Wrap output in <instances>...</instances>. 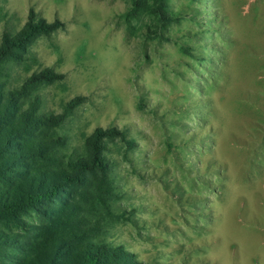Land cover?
Segmentation results:
<instances>
[{"label":"rangeland","instance_id":"1","mask_svg":"<svg viewBox=\"0 0 264 264\" xmlns=\"http://www.w3.org/2000/svg\"><path fill=\"white\" fill-rule=\"evenodd\" d=\"M130 3L0 0V36L56 22L10 64V85L47 67L60 78L41 111L85 97L57 130L67 152L96 128L133 140L126 158L106 143L126 213L107 242L145 264H264V0H167L179 21L158 35L146 14L128 26Z\"/></svg>","mask_w":264,"mask_h":264},{"label":"trees","instance_id":"2","mask_svg":"<svg viewBox=\"0 0 264 264\" xmlns=\"http://www.w3.org/2000/svg\"><path fill=\"white\" fill-rule=\"evenodd\" d=\"M130 1L124 14L129 27L146 14L148 31L158 35L179 21L167 0ZM55 29L56 22L29 17L16 33L0 36V264H145L104 239L116 218L126 217L114 209L115 164L106 143L118 139L126 158L133 140L116 127L96 128L77 151L67 152L57 130L85 97L65 102L59 113L41 111L40 90L60 78L47 67L10 85V64L22 62L35 37Z\"/></svg>","mask_w":264,"mask_h":264}]
</instances>
